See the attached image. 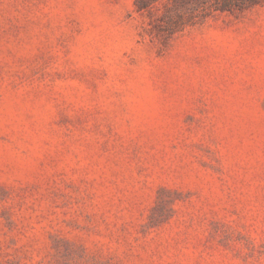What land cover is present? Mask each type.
Segmentation results:
<instances>
[{
	"label": "rangeland",
	"instance_id": "obj_1",
	"mask_svg": "<svg viewBox=\"0 0 264 264\" xmlns=\"http://www.w3.org/2000/svg\"><path fill=\"white\" fill-rule=\"evenodd\" d=\"M0 264H264V0H0Z\"/></svg>",
	"mask_w": 264,
	"mask_h": 264
}]
</instances>
